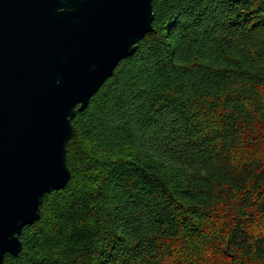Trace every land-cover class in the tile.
I'll use <instances>...</instances> for the list:
<instances>
[{
	"label": "trees",
	"instance_id": "obj_1",
	"mask_svg": "<svg viewBox=\"0 0 264 264\" xmlns=\"http://www.w3.org/2000/svg\"><path fill=\"white\" fill-rule=\"evenodd\" d=\"M152 4L4 264H264V0Z\"/></svg>",
	"mask_w": 264,
	"mask_h": 264
},
{
	"label": "water",
	"instance_id": "obj_2",
	"mask_svg": "<svg viewBox=\"0 0 264 264\" xmlns=\"http://www.w3.org/2000/svg\"><path fill=\"white\" fill-rule=\"evenodd\" d=\"M153 0H0V264L70 169L72 118L152 29Z\"/></svg>",
	"mask_w": 264,
	"mask_h": 264
}]
</instances>
